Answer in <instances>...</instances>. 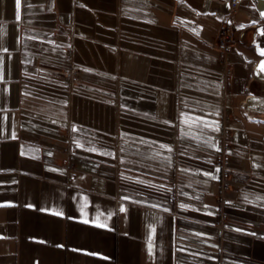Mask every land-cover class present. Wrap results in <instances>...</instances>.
<instances>
[{"label": "crops", "instance_id": "0c3cea01", "mask_svg": "<svg viewBox=\"0 0 264 264\" xmlns=\"http://www.w3.org/2000/svg\"><path fill=\"white\" fill-rule=\"evenodd\" d=\"M0 264H264V0H0Z\"/></svg>", "mask_w": 264, "mask_h": 264}, {"label": "built area", "instance_id": "2783aa9c", "mask_svg": "<svg viewBox=\"0 0 264 264\" xmlns=\"http://www.w3.org/2000/svg\"><path fill=\"white\" fill-rule=\"evenodd\" d=\"M229 5L230 15H235L241 0H226ZM235 33L227 22H222L219 27V31L216 37V50H217V61L220 65L225 66L227 56L232 52L235 46ZM226 74L230 75V71L226 70ZM67 78L71 79L72 82L77 80L73 77L72 74H67ZM228 145L223 147V152L215 160V167L218 168L223 178L225 177V172L229 170L230 163L226 152L228 151ZM228 187L226 184L222 185V191L226 190Z\"/></svg>", "mask_w": 264, "mask_h": 264}, {"label": "snow or ice", "instance_id": "6c2138e0", "mask_svg": "<svg viewBox=\"0 0 264 264\" xmlns=\"http://www.w3.org/2000/svg\"><path fill=\"white\" fill-rule=\"evenodd\" d=\"M17 7H19V0H17Z\"/></svg>", "mask_w": 264, "mask_h": 264}]
</instances>
